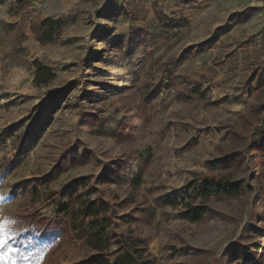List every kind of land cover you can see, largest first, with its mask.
Wrapping results in <instances>:
<instances>
[{"label":"rangeland","instance_id":"rangeland-1","mask_svg":"<svg viewBox=\"0 0 264 264\" xmlns=\"http://www.w3.org/2000/svg\"><path fill=\"white\" fill-rule=\"evenodd\" d=\"M66 16L55 41L36 40L34 23ZM220 178L243 191L194 198L209 209L199 221L156 205ZM76 193L132 195L118 215L151 203L132 228L156 264H264V0H0V221H65ZM86 254L62 231L25 264Z\"/></svg>","mask_w":264,"mask_h":264},{"label":"trees","instance_id":"trees-1","mask_svg":"<svg viewBox=\"0 0 264 264\" xmlns=\"http://www.w3.org/2000/svg\"><path fill=\"white\" fill-rule=\"evenodd\" d=\"M72 21L73 17L70 16L44 18L34 23L31 30L39 43H52L62 29ZM54 76L49 66L36 64L33 79L36 85L46 84ZM222 160L224 158L214 159L208 161L207 165L214 169ZM140 174L139 172L138 177ZM137 178L132 183L133 189H136ZM187 188L191 190L189 195L191 199L182 198L178 202L167 196H159L156 205L160 207L181 205L179 216L196 222L201 220L209 209L202 204H195L194 198L236 196L243 191L240 184L223 178L203 180L197 187L194 183H189ZM131 197L132 195L122 199L120 205L116 202L117 197L111 202L100 196L89 198L76 193L69 196L56 211L57 217L65 221H50L36 210L16 217L15 223L8 228L12 238L8 240L7 247L0 250V264L31 262L40 241H52L62 231L79 237L81 247L87 253L86 257L76 264H156V257L148 251L150 238L132 228L152 221L155 207L151 203L140 202L133 205L130 211L118 215L117 209L128 204V198ZM118 223L125 225V229L118 231ZM110 257L112 259H109ZM25 259L27 261L24 262Z\"/></svg>","mask_w":264,"mask_h":264},{"label":"snow or ice","instance_id":"snow-or-ice-1","mask_svg":"<svg viewBox=\"0 0 264 264\" xmlns=\"http://www.w3.org/2000/svg\"><path fill=\"white\" fill-rule=\"evenodd\" d=\"M0 199H3V197H0ZM7 223H10V221H0V250L6 248L8 240L12 238L10 234L5 231ZM5 264H7V262H5Z\"/></svg>","mask_w":264,"mask_h":264}]
</instances>
